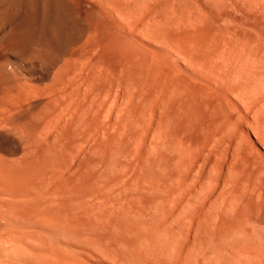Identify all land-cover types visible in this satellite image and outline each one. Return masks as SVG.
Returning a JSON list of instances; mask_svg holds the SVG:
<instances>
[{"label":"bare ground","instance_id":"obj_1","mask_svg":"<svg viewBox=\"0 0 264 264\" xmlns=\"http://www.w3.org/2000/svg\"><path fill=\"white\" fill-rule=\"evenodd\" d=\"M0 264H264V0H0Z\"/></svg>","mask_w":264,"mask_h":264}]
</instances>
